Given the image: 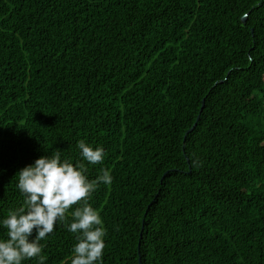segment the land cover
<instances>
[{
	"label": "trees",
	"instance_id": "trees-1",
	"mask_svg": "<svg viewBox=\"0 0 264 264\" xmlns=\"http://www.w3.org/2000/svg\"><path fill=\"white\" fill-rule=\"evenodd\" d=\"M57 150L113 177L103 264H264V0H0V220ZM76 242L60 222L46 264Z\"/></svg>",
	"mask_w": 264,
	"mask_h": 264
},
{
	"label": "clouds",
	"instance_id": "clouds-1",
	"mask_svg": "<svg viewBox=\"0 0 264 264\" xmlns=\"http://www.w3.org/2000/svg\"><path fill=\"white\" fill-rule=\"evenodd\" d=\"M76 147L89 164L103 163V147L93 149L84 140L78 141ZM84 173L82 163L73 165L67 159L62 160L59 150L36 159L18 172L16 187L24 202L0 220V228L7 230V239H0V264H22L33 258L37 264H46L40 241L52 234L60 222L76 234L70 264H103L106 233L102 218L89 204V198L99 185H110L113 177L107 169H102L95 180H89ZM78 203L69 223L66 212Z\"/></svg>",
	"mask_w": 264,
	"mask_h": 264
},
{
	"label": "water",
	"instance_id": "water-1",
	"mask_svg": "<svg viewBox=\"0 0 264 264\" xmlns=\"http://www.w3.org/2000/svg\"><path fill=\"white\" fill-rule=\"evenodd\" d=\"M243 21L245 22V17H244ZM191 130H192V129H191ZM191 130H190V131H191Z\"/></svg>",
	"mask_w": 264,
	"mask_h": 264
}]
</instances>
